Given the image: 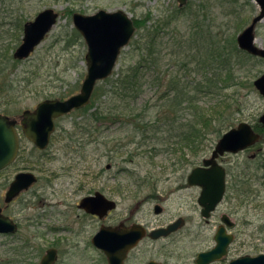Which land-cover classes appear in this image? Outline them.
I'll list each match as a JSON object with an SVG mask.
<instances>
[{
    "label": "rangeland",
    "instance_id": "obj_1",
    "mask_svg": "<svg viewBox=\"0 0 264 264\" xmlns=\"http://www.w3.org/2000/svg\"><path fill=\"white\" fill-rule=\"evenodd\" d=\"M226 1L236 5L237 13L230 12V5ZM226 1L188 0L184 12L173 20L171 15L178 9L175 0H0V113L11 117L25 109L34 108L44 99H65L79 91L86 75V47L84 43L78 45L76 42L66 48V44L61 41L66 30L72 27V13L91 15L99 10H122L138 23H146V28L139 32L136 29L130 43L121 51L112 76L97 84L93 106L60 118L56 123L57 133L44 152L37 151L21 137L17 160L6 171L0 172V207L19 225L17 234L0 235V264H12L6 251H9L11 242L23 238L36 242L42 254L47 248L56 247L59 251L56 264H106L102 252L91 244V238L98 231L100 223L81 213L77 207L79 199L89 190L105 191L107 197L118 202L117 209L109 218L111 222H116L133 212V193L154 190L153 184H147L142 189L133 188V177L138 180L151 175L168 177L158 185L171 187L176 192L164 202L165 214L156 217L150 213V218L165 220L171 215L187 217V227L192 231L190 236L199 233L205 239L196 251L212 246V235L219 224V217L222 213H228L236 222L233 232L237 235L238 244L234 246L237 250L233 251L234 255L264 253V132L261 142L253 148L238 155H227L221 160L227 169L226 203L222 204L208 224L202 223L196 199L192 195L195 190L181 191L175 190V187L184 184L183 178L190 170L210 156L217 140L208 137L204 149L195 157L186 156L188 163L182 166L177 164L182 150L169 143L166 132L153 137V143L147 146L135 144L140 141L142 123H154L156 117L161 116L160 105L163 100H160L161 93L156 84L164 91L168 80L179 78V74L184 75V71H180L176 65L177 58L174 59L169 53L182 38L186 42L190 40L188 34L194 33V28L190 26L195 22V11H199L198 20L207 25L211 35L223 33L226 37H236L258 12L252 0ZM48 8L58 12L57 24L27 60L12 65L5 58L6 51L3 49L9 48L11 54L21 42L16 43L17 37H22V33L14 28L17 18L32 19L38 12ZM236 21H241V24ZM163 23L168 25L164 26ZM157 24L162 27L157 33L161 51L159 64L154 71H142V87L138 90L137 99L129 104L135 115L140 114L141 120L136 117L129 121L120 117L123 120L114 124L104 122L87 126L88 115L95 108L109 112L121 106L115 96L106 94V91L112 90V82L121 72L136 63L139 55L135 47L143 41L141 34ZM234 27L236 30L232 31ZM256 37L257 43L264 48V20L256 28ZM243 68L245 71L251 70L252 74L248 78L238 77L241 85L247 87L248 82L252 84L264 72V60H251ZM240 72L239 75L244 74L243 70ZM196 77L198 80V75L187 73L184 81ZM247 80V83H243ZM231 93L229 90L224 92L226 95ZM207 100L214 103V98ZM239 103L241 114L233 119L232 127L242 121L254 124L264 111V100L254 88L242 89ZM89 128L96 129V134L98 131L103 133L95 135L91 141L82 133ZM134 132L138 134L137 137H134ZM154 140L158 144H154ZM153 147L155 152H152ZM107 165L111 166L110 169L106 168ZM19 171L33 172L38 181L14 202L5 205V191ZM80 183L84 185V191L80 190ZM78 190L79 193L76 192ZM142 211H147V207ZM156 244H147L143 249L149 253ZM182 245L175 250L178 254L193 249L189 243L184 244L186 247L183 249Z\"/></svg>",
    "mask_w": 264,
    "mask_h": 264
},
{
    "label": "water",
    "instance_id": "obj_2",
    "mask_svg": "<svg viewBox=\"0 0 264 264\" xmlns=\"http://www.w3.org/2000/svg\"><path fill=\"white\" fill-rule=\"evenodd\" d=\"M179 7L187 4L188 0H176ZM259 8L258 14L252 19L238 36L237 44L242 51L252 56L264 58V49L255 44V27L264 20V0H254ZM57 13L53 9L39 12L33 21L24 25L23 39L15 50L13 57L18 60L26 59L34 51L45 35L51 30L57 20ZM74 28L82 36L87 52L85 55L87 74L77 94L66 100H44L36 105L33 110H25L18 117L22 133L26 139L37 148L45 149L50 136L54 131V119L63 116L74 109L87 105L97 81L104 80L112 74L116 61L121 52L134 35L135 26L132 19L122 10L113 12L99 10L92 15L74 13L72 15ZM253 85L264 98V74L258 77ZM264 127V112L259 118ZM18 120L0 114V170L14 162L19 150V135L15 128ZM260 139L250 124L241 122L237 127L230 129L218 140L211 157L202 161V166L194 168L188 175L190 186H200L202 194L199 203L203 207L202 216L208 217L225 192V169L217 163V159L225 153H237ZM36 182V177L30 172H19L9 185L5 194V203L11 202L22 191L29 189ZM79 208L87 213L96 214L103 218L108 211L115 208V202L96 193L94 196L85 197L79 203ZM157 212V211H156ZM222 221L232 226L226 216ZM178 223L166 229L154 231L150 236L157 239L175 231ZM17 225L9 217L2 214L0 209V234H15ZM143 231L140 227H104L92 238V244L101 249L106 256L108 264H124L127 253L142 238ZM231 242V236L225 234V229L220 226L215 235V246L208 252L197 257L198 264H208L222 258L226 248ZM57 251L48 248L37 264H55ZM148 264H155L149 262ZM230 264H264V254L255 257L245 256L232 260Z\"/></svg>",
    "mask_w": 264,
    "mask_h": 264
},
{
    "label": "trees",
    "instance_id": "obj_3",
    "mask_svg": "<svg viewBox=\"0 0 264 264\" xmlns=\"http://www.w3.org/2000/svg\"><path fill=\"white\" fill-rule=\"evenodd\" d=\"M226 3L230 5L231 13H237V7L232 1H226ZM251 5L253 6L252 3ZM185 8L176 9L171 18L176 20ZM198 13L199 11L196 10L193 15L195 22L190 27L194 28V33L188 34V36H191L190 40L186 42V39L182 38L169 53L174 59L177 58L176 65L180 71H184V75L179 74L178 77L181 79L172 78L168 80L164 91L159 84H156L159 93H161L160 100H163L160 105L161 116H157L154 123H142L144 133H151L152 137L162 136V132L168 133L169 143L173 147L178 146L182 150V156L177 160V164L181 166L188 163L186 156L189 158L195 157L204 149L208 137L216 140L223 132L232 127L233 119L241 114L239 103L241 90L253 88L252 84L248 82L249 80L243 82H248V86L243 87L238 77H250L252 75L251 70L245 71L243 67L246 62L250 63L251 60L256 59L238 50L235 35L228 37L223 33L211 35L207 25L198 20ZM237 20L239 19L237 18ZM23 23L24 19L15 23L14 28L20 34ZM236 23L240 25L241 21H236ZM134 24L139 32L145 27L146 23L142 25V23L134 20ZM163 25H168V23H163ZM150 28L146 29L140 36L143 44L141 42L135 47L139 59L133 66L118 75V78L112 82V90L106 91V94L111 93V95H114L121 106L109 112L95 108L88 115L90 123L109 122L114 124L123 120L120 117H125V120L129 121L136 117L141 120L140 114L135 115V111L129 108V104L137 99L138 90L142 87V79L144 78V75L141 74L142 71H154L160 61L161 51L157 41V33L162 27L157 24L156 27ZM235 30L236 27L232 31ZM66 31L61 40L62 43L66 44V48L76 42L78 45L83 44L80 35L72 27ZM19 42L20 39L17 37L16 43ZM8 49H3V51H6V57L3 54L2 56L7 58V61L11 62L12 65L21 63L22 61H16L12 58V54L9 53L10 49ZM240 70H243L244 74L239 75ZM187 73H194L199 76V79L197 80L196 77V79L184 81ZM28 83L27 81L26 84ZM226 90L232 93L226 95L224 94ZM103 93L105 94V92L100 94ZM96 96L97 91L93 95V101ZM210 98H214V103L207 100ZM93 104L94 102L82 111L91 108ZM254 128L257 131H263L262 127L256 122ZM154 141L156 142V140ZM155 151L156 149H153V152ZM11 244L6 254H9L11 258L9 263L12 264H36L35 259H38L42 254V249L39 248L36 242L33 243L31 240L23 238V240L15 243L11 242ZM21 257L23 258L21 259Z\"/></svg>",
    "mask_w": 264,
    "mask_h": 264
},
{
    "label": "flooded vegetation",
    "instance_id": "obj_4",
    "mask_svg": "<svg viewBox=\"0 0 264 264\" xmlns=\"http://www.w3.org/2000/svg\"><path fill=\"white\" fill-rule=\"evenodd\" d=\"M22 19L25 20L24 17H19L17 18L16 22ZM85 131H83L82 133L86 135L89 138V140L94 139L95 135H100L101 133H103V131H98V134H96L97 130L92 129V128H89L87 132ZM56 133H57V127L54 133L52 134L51 139L54 137ZM139 135H140L139 136L140 141H138V143L135 142L136 145L140 144L143 146H147L153 143V137L151 133L145 134L143 130H140ZM137 136L138 134L134 132V137H137ZM89 140L88 142H90ZM78 144L80 147L79 142L77 143V145ZM153 149H155V147H153ZM110 167H111L110 165L106 166L107 169H110ZM165 179H169V178L163 177V176H152L151 175V176L141 177L140 179L137 180L136 177H133V188L142 189L147 184H153L154 190L148 191L147 193H143L141 191L137 193H133V198H134L133 212H130V215L128 217H122L118 219V221L116 222L115 221L111 222L109 218L113 214V212L117 209L118 202L115 199H111L107 197L104 193L105 191H101V189L93 190V191L89 190L88 192H86L79 199L77 207L81 211V213L84 214L85 216H88L92 219L97 220L100 223V227L104 226V227H114L115 228L121 225H125V226L133 225V228L134 227L141 228V230L143 231V236L141 240L138 242L137 246H135V248H133V250H131L128 253L125 264H147L151 261L155 262V264H198L197 263L198 255L211 250L215 246V235L219 227L221 226V219H222V216L224 215L227 216V218L229 219V222L233 223L232 227H228V228L225 227V233L228 235H231L233 238V241L227 247V252L225 256H223L220 260L211 262L209 264H230L232 260L237 259L239 257L257 255V254L256 255H249V254L234 255L235 252H237L234 246L238 244L237 235L236 233L233 232L234 228L236 227V222L231 219L228 213L227 214L222 213L219 217V224L215 227L213 235H212V246H210L209 248L205 247L204 249H201L198 251H196V248H199V246L205 241V239L199 233H194L192 236H190V233L192 231H190L189 227H187L189 223V220L187 217H183L181 215H177V216L171 215L165 220H152L150 218V213H153L154 216L156 217H161L162 215H164L166 212L164 208V202L168 200V198L172 194H175L176 192V191H172L171 187H165V186L158 185ZM182 183L184 184H180L176 186L175 190L183 191L185 189H194L195 192L192 195H193V198L196 199V207L199 211V215L201 219L203 220L202 223L208 224L209 222H211V220L215 218L222 204L224 205L226 203L225 199H226V195L228 191V183H226V186H225V193H224L223 199L215 207L214 211L209 214L210 215L209 218H206V219L203 218L202 216L203 207L199 203V198L202 194V188L200 186H190L188 184V175L185 176V178H183ZM79 186L81 187L80 190L82 189L84 191V185H81L80 183ZM76 192L79 193V190ZM96 193H99L103 195L104 197L110 200H113L116 204L115 209L112 211H109L107 215L104 216L103 218L98 217L96 214L87 213L84 209L79 208V202L82 198L94 196ZM145 207H147V211H142ZM192 209H194V207H192ZM131 215H133V219ZM174 223H178V226H177L178 228L176 231L171 232L170 234L157 238V239H154L150 236L152 232L161 230V229H166L168 226ZM186 237H189V239L186 240ZM186 243H189L190 247H192L193 249L189 252L187 250L184 253L178 254V252L175 250L178 249L179 245L181 244H183L181 248L182 249L185 248L186 246L184 244ZM147 244H156L149 253H147V251L143 249V246ZM230 253L233 254L232 257H230ZM58 256H59V251H58Z\"/></svg>",
    "mask_w": 264,
    "mask_h": 264
}]
</instances>
